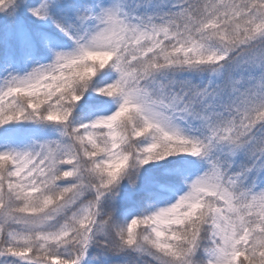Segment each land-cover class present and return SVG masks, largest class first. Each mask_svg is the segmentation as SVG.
<instances>
[{
  "label": "snow or ice",
  "instance_id": "1",
  "mask_svg": "<svg viewBox=\"0 0 264 264\" xmlns=\"http://www.w3.org/2000/svg\"><path fill=\"white\" fill-rule=\"evenodd\" d=\"M0 264H264V0H0Z\"/></svg>",
  "mask_w": 264,
  "mask_h": 264
}]
</instances>
